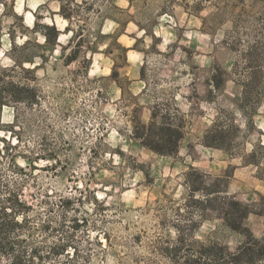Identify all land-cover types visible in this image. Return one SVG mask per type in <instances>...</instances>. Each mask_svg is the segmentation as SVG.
<instances>
[{
	"label": "rangeland",
	"instance_id": "obj_1",
	"mask_svg": "<svg viewBox=\"0 0 264 264\" xmlns=\"http://www.w3.org/2000/svg\"><path fill=\"white\" fill-rule=\"evenodd\" d=\"M59 5L0 0V67L19 52L7 34L15 14L29 28L54 23L60 43L72 30L71 48L81 37L90 57L85 70L83 56L65 64L56 48L34 74L5 73L36 88L34 103L0 110V204L16 193L28 206L23 230L9 233L14 249H33L43 264H171L172 245L237 246L225 217L242 207L231 211V200L249 205L244 223L262 236L264 0H74L70 20ZM153 111L182 127L175 155L136 138V118L147 123ZM214 124L223 148L203 144Z\"/></svg>",
	"mask_w": 264,
	"mask_h": 264
},
{
	"label": "trees",
	"instance_id": "obj_2",
	"mask_svg": "<svg viewBox=\"0 0 264 264\" xmlns=\"http://www.w3.org/2000/svg\"><path fill=\"white\" fill-rule=\"evenodd\" d=\"M73 1L59 0L60 13L67 20H70L72 17L71 11H69V4ZM65 6L68 7L67 11H65ZM14 17L20 21L17 29L20 30L22 36L26 34L27 39L21 44H17L15 42V33L18 30L15 29L14 25H9L7 34L9 36L10 48L17 49L19 52L16 54L9 52V58L13 63L10 68L0 67V110L3 105H9L13 101H22L27 104H32L36 101V88L29 83L17 79L5 80L4 76L7 71L19 68L22 71L34 74L38 67L47 60V56L56 48L59 49L61 56H63V62L65 64L78 61L82 56L85 70L88 69L90 63V57H87L86 53L84 55L85 50H82L84 40L81 37L77 39L75 46L71 48L75 37L72 30L65 42L60 43L59 35L61 31L54 23H37L34 20L33 25L29 28L23 23L22 15L15 14ZM63 30L64 32H68V25ZM37 32L42 36V42L37 40L35 36ZM99 32V28L94 31L95 41L93 45L87 47V53L91 55L99 49L97 44L102 38ZM31 34L34 35L32 36ZM108 35L110 37L112 36L110 34ZM115 44L126 57L127 47L121 45L116 40ZM28 45H32L31 49H28ZM67 49H70V51L64 55ZM36 58L39 59L38 63L35 61ZM26 62L33 64V66H24ZM111 75L118 76L115 68H113ZM152 117L147 123H143L139 118H136V138L142 146L159 155H175L178 152L180 141L183 138L182 127L171 120L167 114H161L160 120L157 121L155 120L157 114L153 111ZM223 131L222 126L214 124L212 128L204 133L202 139L203 144L208 147L223 148L221 143L224 137ZM2 141H4V138L0 139V142ZM8 199H11L13 204L10 202L4 205L0 204V255L6 258L4 264H43L42 261L38 262L36 260L39 256L37 257L33 249L29 254L24 250L16 251L14 249L15 243L19 239L10 237L9 233L14 232L15 229L18 230V228L23 230L21 227L26 221V210L28 206L16 193ZM240 205L242 211L239 217L233 213H230V217H225V224L228 228L239 233L241 236V240L235 248L231 249L226 244L212 241L209 243H200L197 249H190L192 251L180 252V246L176 244L172 245V247H167L165 252L168 258H170L171 264H264V234L262 236H256L244 223V218L252 212V209L248 204H242L237 200H231L229 202V209L234 211ZM17 217H20V219H17ZM60 247V252H63L65 244Z\"/></svg>",
	"mask_w": 264,
	"mask_h": 264
}]
</instances>
